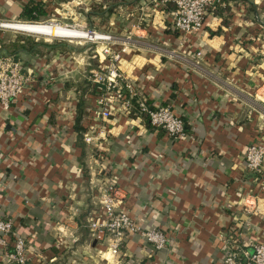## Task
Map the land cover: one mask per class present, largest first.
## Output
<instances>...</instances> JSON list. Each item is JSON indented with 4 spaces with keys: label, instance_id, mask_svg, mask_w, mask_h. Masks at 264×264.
<instances>
[{
    "label": "crops",
    "instance_id": "obj_1",
    "mask_svg": "<svg viewBox=\"0 0 264 264\" xmlns=\"http://www.w3.org/2000/svg\"><path fill=\"white\" fill-rule=\"evenodd\" d=\"M25 1L0 0V19H12L4 26L88 36L76 27L17 21ZM127 1L116 9L123 36L112 35L110 25L98 32L109 33L114 48L125 45L121 69L148 105L165 104L179 115L185 133L170 137L113 97L109 115H100L89 75L105 66L102 41L84 57L59 42L18 46L22 39L0 27V52L30 73L21 93L0 105V214L12 220L0 264H111L106 250L99 253L104 242L84 225L102 215L96 196L106 180L121 189V209L167 236L154 248L125 233L119 264H224L222 238L248 252L264 236V158L255 171L243 162L248 143L264 142V0H245L249 8L222 0L188 33L172 26L169 1L158 0L164 5L153 7L152 20L143 8L153 0ZM247 194L254 204L245 207ZM15 234L27 242L22 263L5 255Z\"/></svg>",
    "mask_w": 264,
    "mask_h": 264
},
{
    "label": "built area",
    "instance_id": "obj_2",
    "mask_svg": "<svg viewBox=\"0 0 264 264\" xmlns=\"http://www.w3.org/2000/svg\"><path fill=\"white\" fill-rule=\"evenodd\" d=\"M171 1L173 7L170 10L172 26L180 33H188L198 29L203 21L206 11H213L222 0H162ZM12 20V19H8ZM4 20H0V27ZM40 21V20H37ZM58 22V21H56ZM60 23V22H58ZM84 29L88 32L85 41H102L103 46L100 49L102 60H106L102 69H91L90 79L97 85V93L100 97L97 99L100 105V115L107 117L109 115V102L111 97L121 101L124 110L135 106L136 111L143 112L146 115L148 123L153 127L163 129L170 137H180L184 135V123L182 118L175 114L168 105L150 106L146 103L142 94L138 93L132 83V79L127 76L119 66L120 51L125 49L122 44L118 49L112 47V37L109 33L98 32L92 27H85L82 23H64ZM92 33V37H90ZM30 79V73L27 69H22L19 62L9 55L0 53V105L7 107L9 102L16 98L23 86ZM85 142L91 141L92 135L88 132L82 133ZM264 158V142H250L245 147L243 162L247 170H258L262 165ZM123 193L119 186L111 180H106L96 196V200L102 208L101 217H88L85 222L87 233L95 239L104 242V249L109 257H103L105 261H111V264H119L118 252L122 238L125 233H136L150 242L154 248L163 247L167 242L165 232L158 227H142L126 211L120 208ZM254 204V197L246 195L244 206L248 207ZM12 228V220L8 216L0 214V246L7 244V236ZM225 243V252L223 255L224 264H264V236L252 243L250 251H234L229 245L227 238H222ZM27 242L21 234L13 236L12 247L5 252L9 260L22 263L25 260V248Z\"/></svg>",
    "mask_w": 264,
    "mask_h": 264
},
{
    "label": "rangeland",
    "instance_id": "obj_3",
    "mask_svg": "<svg viewBox=\"0 0 264 264\" xmlns=\"http://www.w3.org/2000/svg\"><path fill=\"white\" fill-rule=\"evenodd\" d=\"M61 0H47L46 9L49 11L46 15H40L38 20L48 21V24L51 25H60L64 27H72L67 26L64 23H73L78 22L82 23L85 27H92L96 31L105 30L108 25L111 26L112 35L114 36H123V12H117L116 9L122 7L124 3H128L127 0H82L74 3L72 6L69 4L63 5ZM168 4V5H167ZM166 5L170 8L173 7V3L169 1ZM103 5L106 7H110L108 11H101L103 9ZM160 5L163 6L164 3H160L158 0L153 1H145V6L148 8H143L144 12H147V20H152L155 12V8L159 9ZM248 8L250 7L247 4ZM253 12V9H252ZM115 15V16H114ZM115 17V18H114ZM120 24H116L115 20ZM0 20H8V19H0ZM60 23H58V22ZM111 21V24L108 22ZM109 27V26H108ZM5 31H8L9 35H14L16 37H20L24 40V42H28L29 39L33 41H49L50 43L59 42L61 43V47L64 49H68L69 45L75 46L74 52H79V54H83L84 57L86 54H90L93 47H96L97 43L94 42H86L84 40L85 37H66V36H54V35H43L39 33L24 31L12 27H2ZM29 37V38H28ZM72 49V48H70ZM0 53L6 54V52L1 51ZM93 62V58H90Z\"/></svg>",
    "mask_w": 264,
    "mask_h": 264
},
{
    "label": "trees",
    "instance_id": "obj_4",
    "mask_svg": "<svg viewBox=\"0 0 264 264\" xmlns=\"http://www.w3.org/2000/svg\"><path fill=\"white\" fill-rule=\"evenodd\" d=\"M242 1H244L245 4H249L245 0H242ZM44 6H45V4L41 0H26L24 2V4L22 5L21 10L19 12V16L23 20H17V21L24 22V23H31V24H48L49 20L48 21H41V20L37 21L39 19L38 17L40 15H46V14L49 13V11ZM108 10H110V7L108 6V7L105 8V5H103V9H101V11H108ZM18 46L25 47V48H29L30 47V45H27L24 42L23 39L18 44ZM133 108L135 110H137V108L135 106V103H134V107ZM80 110H81V108H80ZM80 110L79 111L77 110V112L75 114V120H74L75 122H77L80 119V116H81V111ZM137 113L139 115H142L143 117L146 118V115L143 112L137 111ZM146 121H147V119H146ZM147 124H149L148 121H147ZM75 126L79 130L82 129V127L80 125L77 126V124H76Z\"/></svg>",
    "mask_w": 264,
    "mask_h": 264
}]
</instances>
